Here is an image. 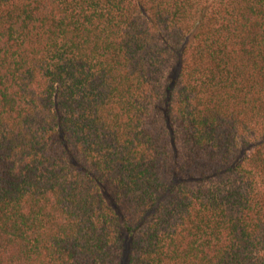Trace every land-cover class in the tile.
<instances>
[{
  "label": "trees",
  "instance_id": "trees-1",
  "mask_svg": "<svg viewBox=\"0 0 264 264\" xmlns=\"http://www.w3.org/2000/svg\"><path fill=\"white\" fill-rule=\"evenodd\" d=\"M264 264V0H0V264Z\"/></svg>",
  "mask_w": 264,
  "mask_h": 264
},
{
  "label": "rangeland",
  "instance_id": "rangeland-1",
  "mask_svg": "<svg viewBox=\"0 0 264 264\" xmlns=\"http://www.w3.org/2000/svg\"><path fill=\"white\" fill-rule=\"evenodd\" d=\"M124 251H123V256H122V262L121 264H128V259H129V254H130V243L125 242L124 243Z\"/></svg>",
  "mask_w": 264,
  "mask_h": 264
}]
</instances>
